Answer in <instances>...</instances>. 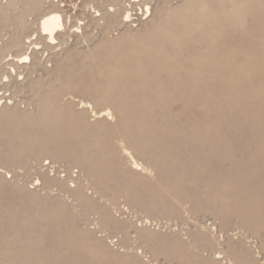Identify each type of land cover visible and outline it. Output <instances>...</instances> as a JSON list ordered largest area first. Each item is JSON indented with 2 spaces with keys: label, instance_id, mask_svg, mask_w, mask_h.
Listing matches in <instances>:
<instances>
[{
  "label": "bare ground",
  "instance_id": "bare-ground-1",
  "mask_svg": "<svg viewBox=\"0 0 264 264\" xmlns=\"http://www.w3.org/2000/svg\"><path fill=\"white\" fill-rule=\"evenodd\" d=\"M62 3L0 0V90L10 92L0 96V164L62 162L68 178L39 171L38 180L75 200L41 199L15 185L34 207L0 210L26 230L0 228V264H145V251H115L88 229L93 216L127 247L135 234L159 264H264V244L249 240L264 231L262 205L251 194L264 186V118L249 83L239 82L242 93L226 85L243 67L217 40L225 23L245 21L248 0H184L178 7L168 0H81L88 20L73 31ZM145 15L140 29L109 36ZM170 75L179 86L165 81ZM76 92L110 107L91 122L85 99L81 109L63 102ZM20 94H28L27 107L15 101ZM181 101L209 115L182 125L172 110ZM121 199L148 217L178 220L189 211L197 225L179 234L135 224L117 215ZM209 214L224 235L203 222ZM234 226L245 233L230 235ZM46 239L61 245L45 246Z\"/></svg>",
  "mask_w": 264,
  "mask_h": 264
},
{
  "label": "rangeland",
  "instance_id": "rangeland-1",
  "mask_svg": "<svg viewBox=\"0 0 264 264\" xmlns=\"http://www.w3.org/2000/svg\"><path fill=\"white\" fill-rule=\"evenodd\" d=\"M5 1V0H4ZM170 1L171 5L173 7H178L180 6L184 0H168ZM66 3V4H65ZM248 11L246 13V18L245 21H242L240 23L235 24L236 22L239 21H233V23H225L221 33L218 35V42H219V46H221L222 48H224L223 50L225 51H229V52H234V58L235 61L243 67L241 73L238 74L237 78H235L234 80L231 79V81L229 83H227L226 85H228V87L231 89H235V91H237L238 93H242V88L241 85L239 84V82L241 80L246 81L247 83H249V86L251 88V95H255L259 98V105L256 108L257 113L261 114V116L264 118V0H248ZM62 6H64V10L66 12V16L67 17H72V22L71 24L68 23V27H70L71 31L76 30V25L78 24H85V22H87V18L84 17L82 15V8L83 5L81 3V0H64V3H62ZM250 8V9H249ZM139 9V7H137V10ZM250 10V11H249ZM133 12V11H132ZM135 12H139L138 11H134L133 13L135 14ZM71 14V15H70ZM77 20V22L75 21ZM147 20H149V17L147 15L145 16H134L132 18V21L129 23H126L123 27H118V28H113L109 33V36L111 37H118L120 36V33L122 32V29H127L126 26L130 27L132 30H138L140 29L143 24L145 22H147ZM72 27H71V26ZM231 25V26H230ZM74 27V28H73ZM225 27V28H224ZM88 29V32L90 33V35H94V36H100V30H95V29ZM119 34V35H118ZM122 34V33H121ZM47 54L45 53V55L43 56V60H45ZM50 65V64H49ZM23 70V69H21ZM1 77V76H0ZM165 81H172L174 83H176V86H179V80L177 79L176 76L170 75V76H164ZM1 80V78H0ZM176 80V81H173ZM4 81V79H3ZM241 88V89H240ZM10 94V92H5L4 90H0V96H8ZM28 94H23L20 96H15V101L20 103L21 107H27V101L24 99V97H27ZM81 98V99H80ZM66 99V100H65ZM68 99L70 100H74L75 107L76 109H81L85 108L86 106H83L80 104V100H84L87 101L89 103V105H91V107L88 105V119L93 122L95 121V119L101 115L104 114L105 111L103 110H107L108 107H110V104H108L106 102L102 103L101 107L99 106L100 104H96L94 100H92L90 98V96L85 95V94H81V93H75L73 96L72 95H67L63 98V102H66ZM1 102H5V100L3 99ZM93 104V107H92ZM104 104V105H103ZM97 105V106H96ZM187 105V101H181L178 102L177 104H175L172 107L173 112L175 113H180L181 118L180 119V124H186L187 122L190 121H195L196 119L201 120L206 118L209 115L208 110H205V108L202 109V107L197 106V108L195 107H191ZM94 108V109H93ZM97 113H96V112ZM101 111V112H100ZM96 114V115H95ZM99 114V115H98ZM90 116V117H89ZM197 118H196V117ZM201 118V119H200ZM141 159V158H140ZM136 160L143 165V159L139 160V157L136 158ZM141 161V162H140ZM146 163V161H144ZM49 164V165H47ZM1 165V164H0ZM2 166V167H1ZM0 166V177L3 181H2V185L0 186V210L3 207H10V205L12 206L13 204L16 205V207H11V208H17V214L18 212H21L22 208H24L23 205H26V208L28 209L29 212H33V204H28L30 202V200H28L30 197L29 195H25L22 194L21 192L18 193L17 190L14 188V186H18L21 187V185H25V187L30 191V192H38L39 193V198L43 199V195L45 196H58V195H63L64 199L66 198V200H68V203H72L75 204V200L74 197L69 194V193H65L62 194L59 187L54 186L50 189L46 188L43 184V182H41L42 180H38L39 176L44 172L47 171L49 173V175L53 176V175H57V176H61L66 178L69 174V171L66 168V165L64 163H59V162H55V163H51L50 164V160H45L43 165L40 164L37 165L38 167L36 168V165L31 166L32 170H30L28 167H26L23 164H18L15 165L14 167H7L5 165H1ZM45 166V167H43ZM145 166V165H144ZM4 167V168H3ZM6 167V168H5ZM13 168V169H12ZM28 168V169H27ZM34 168V169H33ZM41 174H39L40 172ZM78 169H74L73 172H77ZM19 175V176H18ZM77 175V174H76ZM154 175V173H153ZM75 176V174H74ZM68 178V177H67ZM42 183V184H41ZM70 185L74 186L73 182L69 183ZM260 187V186H259ZM256 188L254 192H252L251 194H253L257 199V203L259 202L260 205H262L261 207L263 208L262 211V215L264 216V186L262 188ZM261 190V192H260ZM263 190V191H262ZM91 192V191H89ZM258 195H260V197H258ZM34 198V197H33ZM23 199V200H22ZM12 202H11V201ZM18 200V201H17ZM22 200V201H21ZM262 200V201H261ZM120 204H119V210L117 208V215H119L121 218H126L127 220H133L131 222L135 223V224H147L151 227V228H155V229H161V231H165L171 233V229L174 230V232L176 231L177 233H181V234H185L187 232V230L190 229H194L195 226L197 225L196 222V217L191 216L192 213L189 214L188 212H186L184 214V219L179 218L178 220L176 218H168L163 216L161 218V216H150L146 215L142 212H138L135 209H133L131 206H129V204L123 199L120 200ZM125 201V202H124ZM2 202H4L2 204ZM9 203V204H8ZM22 203V206L20 205ZM6 205V206H5ZM33 206V207H31ZM19 207V208H18ZM30 209V210H29ZM4 210V209H2ZM4 213V215H3ZM16 214V218L19 219V215L21 217V214L17 215ZM9 216H11V214H9ZM7 215V212L4 211H0V228L4 229L6 228L8 225H15L14 228H16L14 231L16 234L15 235H19V234H25L26 230L25 229H20L22 228L21 225L18 222L14 223V218L15 215H12L11 217H9ZM203 217H201L202 219H204L203 222H206L207 225L211 226L212 224H216L215 226L213 225L212 227V231L215 230V235L216 236H222L225 234V232L221 233V228L219 227V225H221V221L220 219H218L216 216H214L213 214H209L207 216H205L206 218H204V215H202ZM209 216V218H208ZM213 216V217H211ZM4 217V218H3ZM194 218V219H193ZM217 218V219H216ZM10 219V220H9ZM15 219V220H17ZM92 219V220H91ZM89 224L86 225L88 229H90L91 231L94 232V234L97 237H101L103 239V241L105 240V243L108 245L110 244V247L113 248L115 251L116 250H120L119 252H125V253H138V252H142L145 251L144 254H141V257L143 256V258L145 260V264H159L157 261L155 262V258L152 257L153 255L149 252H147V250H145V248L143 249L142 246H140L141 244L135 240V234L131 235L132 237V241H130L129 246H125L122 242H121V238H122V234L120 233H110V231L108 230H102L100 228H98L97 222H96V217L93 216L91 217ZM219 220V221H218ZM8 221V222H7ZM19 221V220H18ZM14 224H13V223ZM16 222V221H15ZM154 224V225H153ZM17 225V227H16ZM173 225V226H172ZM4 227V228H3ZM238 227V228H235ZM86 228V227H85ZM86 228V229H87ZM167 229V230H166ZM232 231L229 232L230 235H238V234H244L245 233V229L240 228L239 226H234L231 229ZM234 230V231H233ZM38 231V230H36ZM179 231V232H178ZM263 231V230H262ZM261 231L259 232V234H252L255 235L254 237L250 236V241L253 242V244H259L262 245L264 244V231L261 233ZM251 233H249L250 235ZM259 235V236H258ZM14 236V235H11ZM24 236V235H21ZM107 240V242H106ZM52 241V242H51ZM48 242V243H47ZM54 243V244H53ZM56 244H58L56 246ZM47 245H52L54 247H60L61 243H57V241H53L50 239V241H48L46 239V243L45 246ZM112 245V246H111ZM123 245V246H122ZM141 247L140 249L138 248ZM131 248V249H130ZM137 248V249H136ZM127 249V250H126ZM136 249V250H134ZM129 250V251H128ZM134 251V252H133ZM147 257H146V256ZM152 258V259H151ZM142 259V258H141ZM146 261L148 263H146ZM151 261V262H150ZM154 261V262H153ZM264 262V260H263ZM79 264V263H78ZM163 264V263H160Z\"/></svg>",
  "mask_w": 264,
  "mask_h": 264
}]
</instances>
